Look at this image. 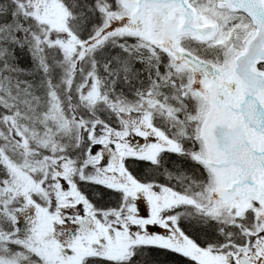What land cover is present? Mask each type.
I'll use <instances>...</instances> for the list:
<instances>
[{
  "label": "snow or ice",
  "instance_id": "obj_1",
  "mask_svg": "<svg viewBox=\"0 0 264 264\" xmlns=\"http://www.w3.org/2000/svg\"><path fill=\"white\" fill-rule=\"evenodd\" d=\"M0 264H264V0H0Z\"/></svg>",
  "mask_w": 264,
  "mask_h": 264
}]
</instances>
